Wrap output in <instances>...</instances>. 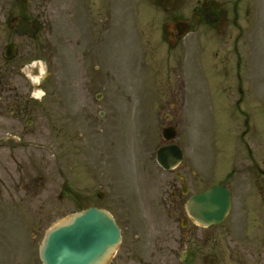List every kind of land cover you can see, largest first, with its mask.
Masks as SVG:
<instances>
[{"label":"rangeland","instance_id":"1","mask_svg":"<svg viewBox=\"0 0 264 264\" xmlns=\"http://www.w3.org/2000/svg\"><path fill=\"white\" fill-rule=\"evenodd\" d=\"M228 1L231 6L234 0ZM163 3L164 0H85L84 6L77 9V0H0V264H42L39 247L47 230L90 205L82 202V183L87 185L90 196L99 191L93 186L98 155L126 152L138 145L135 140L144 135L145 129L147 139L157 140L156 148L161 127L131 125L128 94L113 95L115 108L107 110L106 116L112 114L119 122L111 125L102 121L97 97L103 91L97 88L93 75L100 62L92 56V73L84 78L80 73L83 45L78 43L84 42L85 35L79 23H95L96 18L101 25L98 31L104 34L108 28L110 32L107 39L111 45L103 48L114 54L112 61L108 53L102 65L114 68L119 85L137 84L131 82L138 75L134 65L142 60L144 49L149 46L145 53L149 62L155 52H160L157 39L168 36L171 22L192 20L191 5L197 0H178L172 11L165 10ZM19 11L48 30L42 31L36 41L16 36L8 21ZM194 42L195 34H191L184 43ZM219 42L216 50L220 48L223 54L225 50ZM11 43L17 44L19 54L7 60L4 49ZM259 56L251 62L254 72L249 73L244 90L264 85V51ZM222 61L223 57H216V76L224 73ZM227 69L235 76V64ZM35 70L46 78L48 99L42 98L43 92L33 98L36 80L40 79ZM204 71L207 75L206 68ZM140 80L143 81L141 76ZM145 84L151 81L145 78ZM84 87L89 93L84 94L85 99ZM193 117L195 122L188 131L195 140V163L203 172L214 169L219 174L227 165L234 122L220 114L214 94L195 97ZM260 117L264 128V113ZM183 133L181 127L179 136L184 137ZM239 135L240 132L236 139ZM84 162H89L91 176L83 174ZM105 191L107 199L99 203L103 207L110 201V190ZM225 226L226 223L216 228V233Z\"/></svg>","mask_w":264,"mask_h":264},{"label":"flooded vegetation","instance_id":"2","mask_svg":"<svg viewBox=\"0 0 264 264\" xmlns=\"http://www.w3.org/2000/svg\"><path fill=\"white\" fill-rule=\"evenodd\" d=\"M207 10L218 16V22L206 20ZM191 12L195 14L192 17L195 26L191 24L190 28V33L195 34L194 44L187 46L181 44L184 39L176 40L179 31L174 24L170 37L163 39L167 45L165 58L153 65L164 72H154L148 66L145 78L151 84L144 81L141 86L117 84L113 67L102 65L109 50L103 48L97 25L79 24V30L89 35L83 43H78L83 45L81 75L87 78L92 73L89 64L92 56L100 62L94 67L93 75L97 88L103 91L97 101L102 121L111 125L119 122L112 114L106 116L107 110L112 112L115 108L113 95L128 94L133 105L132 125H160L162 132L169 130L166 136L170 135V128L177 130L176 138L171 141L161 133L157 149L152 148L153 140L145 137L141 146H133L121 155L112 152L103 157L98 155L94 182L104 193L96 191L89 196L83 183L81 198L93 200V204L103 203L108 196L105 190H110L109 205L105 208L121 229V243L110 264H187V261L264 264V128L260 117L264 113V86L244 90L249 73L254 72L251 62L261 58L259 53L264 51V0H238L232 6L228 0H197L191 5ZM231 14H234L233 23ZM35 24L40 31L44 30L42 24ZM232 29L236 34L230 38L232 42L225 38L223 45L229 53L224 55L223 62L236 64L235 76L228 69L216 76L219 54L215 37L227 36ZM189 48L195 52L190 58ZM188 65L195 67V75L187 71ZM40 87L49 98V88ZM85 87L83 95L89 94ZM211 94L219 100L220 114L233 121L235 127L229 139L227 165L219 174L214 169L200 172L195 166L194 142L185 143L179 136V127L191 125L195 97ZM141 111L143 116L139 117ZM237 122L241 123L237 125ZM237 131L239 139H236ZM173 146L181 149L175 164H171ZM159 153L163 166L158 163ZM100 157L104 158L102 162ZM85 169L86 165H82L87 177ZM216 185L229 193V213L224 223L201 227L195 222V214L187 212L186 204L195 194ZM225 223L223 230L216 233L215 229ZM173 225L176 229L171 228Z\"/></svg>","mask_w":264,"mask_h":264},{"label":"water","instance_id":"3","mask_svg":"<svg viewBox=\"0 0 264 264\" xmlns=\"http://www.w3.org/2000/svg\"><path fill=\"white\" fill-rule=\"evenodd\" d=\"M173 2H167V7L171 8ZM16 22L13 29L20 35L33 37L38 31L23 17H17ZM187 30L185 25L183 32ZM16 54L14 45L5 50L8 58ZM229 208V195L219 187L196 195L192 203H188L189 211L194 209L195 218L204 226L221 223ZM120 238V230L111 214L91 207L50 229L40 247V258L43 264H108Z\"/></svg>","mask_w":264,"mask_h":264}]
</instances>
